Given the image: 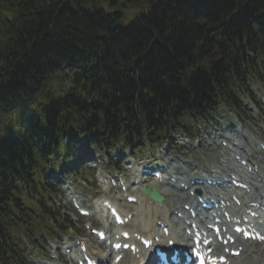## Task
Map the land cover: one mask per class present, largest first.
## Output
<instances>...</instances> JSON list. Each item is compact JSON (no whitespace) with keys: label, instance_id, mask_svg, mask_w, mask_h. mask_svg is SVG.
Instances as JSON below:
<instances>
[{"label":"trees","instance_id":"16d2710c","mask_svg":"<svg viewBox=\"0 0 264 264\" xmlns=\"http://www.w3.org/2000/svg\"><path fill=\"white\" fill-rule=\"evenodd\" d=\"M263 24L264 0H0V264L67 222L46 171L80 142L143 147L264 85Z\"/></svg>","mask_w":264,"mask_h":264},{"label":"rangeland","instance_id":"374dc122","mask_svg":"<svg viewBox=\"0 0 264 264\" xmlns=\"http://www.w3.org/2000/svg\"><path fill=\"white\" fill-rule=\"evenodd\" d=\"M262 102L264 103V93L261 95L260 97V104H262ZM249 108L251 109V113H250V117H252L253 119L248 121L247 124L249 126V128L257 133H264V129H263V120H264V104L261 105V109L259 110V108L254 107L253 105H249ZM217 117V118H216ZM215 118H213L211 124H208V127H204L202 125L197 126L199 123L195 124V129L193 127V125H189V129L188 132L189 134H197V137L192 141L191 138H189L190 136L187 137V135L184 134H178L176 135V144L174 145L175 148L173 147H169V146H163V147H155L153 149H147L145 151H143L142 153H138V152H129V151H121V152H115L111 154V159L112 161L118 162V163H123V164H128L130 162H139V161H144L145 163L152 165L157 161H162V162H172V158L175 157V159H178L179 157H181V155L183 156L182 158H191V159H196L198 160L200 163H202L208 171H218L220 170L217 166V155L219 152L218 149H216L215 147L212 148H202L200 146V140H202L204 143V141L211 140V137H206V135H214L215 133V129L217 128H229L230 130L234 131V132H240V133H246L247 128L245 127V125L241 122V119L237 118V114L235 111L229 110V111H223L221 113L218 112V114L216 115ZM197 127V128H196ZM203 137V138H202ZM199 146L195 151L192 150L193 148V144H198ZM204 145H206V143H204ZM169 147V148H168ZM95 156L97 157V154H95ZM94 156V157H95ZM103 158V157H102ZM95 159V158H94ZM101 162V164H100ZM104 162V160H99V162H96L94 160V163L92 165L96 166L98 170H100L101 168L100 165H102V163ZM71 186V185H70ZM97 189L95 188H85V190L82 189H78V193L80 195H83L84 197L86 196H90V197H99L102 196V194L106 193L107 191V187L105 185H101V184H96ZM66 187V185H65ZM112 191V190H111ZM136 191V190H135ZM88 193V194H87ZM174 195L175 192L173 193V195H171V197L169 198V204H171V202L174 199ZM110 196H119L115 191L114 192H108L107 196L104 197H110ZM145 205L146 209H150V203H146L144 202L143 206ZM145 210V209H144ZM164 214H161L162 217H166L169 219H172V208H169L167 211L163 212ZM153 216L156 215H160V213H152ZM72 220L75 223V217H72ZM76 226L80 225V222H77L75 224ZM140 224L135 222L134 226L137 228V226H139ZM81 227V226H80ZM83 236H87L88 238L91 239V237L89 236L88 232L83 233ZM63 238V236H61V239ZM56 243V242H55ZM26 247L24 246V249ZM96 248V247H95ZM261 250V248L257 249V251ZM30 252L28 253H31ZM30 257L37 261L36 258V254L35 252H32ZM248 254L242 256L238 261L241 262L242 264H247L249 263L251 260L254 259H248ZM250 257H255L254 254L250 255Z\"/></svg>","mask_w":264,"mask_h":264},{"label":"bare ground","instance_id":"6f19581e","mask_svg":"<svg viewBox=\"0 0 264 264\" xmlns=\"http://www.w3.org/2000/svg\"><path fill=\"white\" fill-rule=\"evenodd\" d=\"M258 187V186H257ZM157 190H159V189H157ZM160 191V190H159ZM163 195H165V192H163V191H160ZM190 204H192V203H190ZM152 220H153V218H152ZM145 221V219H144V217H142V222H144ZM107 257V255H105V256H102V259H107L106 258ZM258 261L260 262V263H263L264 264V255H261L260 257H259V259H258ZM258 262L257 261H253V264H257Z\"/></svg>","mask_w":264,"mask_h":264},{"label":"water","instance_id":"95a60500","mask_svg":"<svg viewBox=\"0 0 264 264\" xmlns=\"http://www.w3.org/2000/svg\"><path fill=\"white\" fill-rule=\"evenodd\" d=\"M153 196H154L156 199H159L158 196H157L155 193H153Z\"/></svg>","mask_w":264,"mask_h":264}]
</instances>
